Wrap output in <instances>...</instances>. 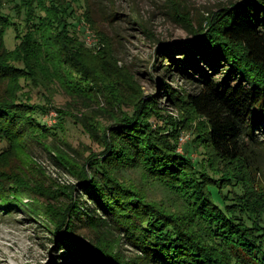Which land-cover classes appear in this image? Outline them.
Listing matches in <instances>:
<instances>
[{
    "label": "trees",
    "instance_id": "1",
    "mask_svg": "<svg viewBox=\"0 0 264 264\" xmlns=\"http://www.w3.org/2000/svg\"><path fill=\"white\" fill-rule=\"evenodd\" d=\"M10 1L25 17L17 22L0 10V78L14 83L0 95V140L7 143L0 159L28 158L30 148L41 146L75 183L47 185L0 169V208L25 209L60 240L66 255L53 264H264V187L249 150L264 119V0H241L197 20L169 0L173 19L195 35L192 46H160L168 71L195 86L163 82L179 118L134 85L100 31V48L79 37L70 18L81 0ZM90 10L82 16L95 28ZM7 27L18 40L11 50L3 46ZM20 78L44 88L43 103L16 96ZM122 85L134 92L121 93ZM58 91L69 99L55 108L57 125L47 126L35 115L48 112ZM68 116L99 151L85 155L67 140ZM183 129L203 149L199 162L177 149ZM150 183L179 204L151 197Z\"/></svg>",
    "mask_w": 264,
    "mask_h": 264
},
{
    "label": "rangeland",
    "instance_id": "2",
    "mask_svg": "<svg viewBox=\"0 0 264 264\" xmlns=\"http://www.w3.org/2000/svg\"><path fill=\"white\" fill-rule=\"evenodd\" d=\"M179 1L186 10L193 14V19L197 20L199 15H206L241 0ZM14 4V1L0 0L1 12L9 13L17 22L24 20L25 16L21 12L16 13L17 8L13 9ZM88 5L91 8L90 13L95 28L87 24V20L82 16ZM73 8L75 12L70 21L76 23L75 30L79 37L85 40L89 47L94 48V43H96L100 48L104 46V40L98 34L100 31V35L109 41L111 54L117 66L132 77L135 81L134 85L145 95L156 97L160 101V106L165 107L172 116L179 118L181 114L179 109L166 101L163 82L176 89L183 88L188 91L195 86L189 79L183 78L179 71H168L171 61L168 53L162 54L164 51H160V46L166 43L178 45L182 42L192 46L195 35L182 22L173 19L174 13L170 8L169 0H81L74 4ZM78 18L81 20L77 21ZM139 21L145 23L146 29L139 25ZM84 26L87 27L86 31H84ZM15 35L13 28L7 27L3 36L5 49L11 50L15 47L18 42ZM182 56L183 54L178 52L177 57L181 59ZM13 84L8 78H0V95L9 94ZM16 84L17 88L13 92L17 97L21 99L29 97L32 102L40 104L44 102L43 87L33 86L26 78H20ZM120 91L128 96L134 92L127 85L120 86ZM68 99L60 91L56 92L52 107L48 106V112L37 113L35 116L47 126L57 125L58 117L55 108L64 107ZM152 121L153 123L159 122L155 118ZM65 133L67 140L74 147L82 151L85 149V155L90 152L88 148L94 151L100 150L98 144L93 142L82 127L69 116L65 121ZM254 134L257 141L250 142L249 150H252L251 160L259 170L256 175L258 183L264 187V150H262L264 143L263 141L258 142L264 140V119L257 121ZM178 137L177 149L180 152L189 150L192 159L199 162L202 158L200 152L203 149L194 146L191 131L183 129ZM246 140L248 142L249 139L246 137ZM6 145L5 141L0 140V152L7 148ZM0 169H4L8 174H12L13 170L17 169L20 176H27L33 182L41 181L47 185L56 182L63 185L75 183L74 178L65 170L55 167L48 161L47 153L41 146L30 148L28 158L22 154L12 155L5 163L0 159ZM150 193L154 199H166L171 206L179 204L175 196L169 194L157 183H150ZM26 201L28 202L29 198H25L24 202ZM78 232L88 238L89 231L85 226H81ZM59 242L56 236L42 226L40 219L30 216L25 209L15 207L4 210L0 208V264H53L56 256L62 258L66 255ZM122 247L125 252L132 254L128 245H122ZM66 262L69 261L66 260Z\"/></svg>",
    "mask_w": 264,
    "mask_h": 264
},
{
    "label": "built area",
    "instance_id": "3",
    "mask_svg": "<svg viewBox=\"0 0 264 264\" xmlns=\"http://www.w3.org/2000/svg\"><path fill=\"white\" fill-rule=\"evenodd\" d=\"M86 30H87V27L84 26V31H86Z\"/></svg>",
    "mask_w": 264,
    "mask_h": 264
}]
</instances>
